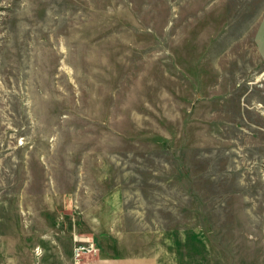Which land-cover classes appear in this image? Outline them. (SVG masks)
<instances>
[{
    "label": "rangeland",
    "instance_id": "obj_1",
    "mask_svg": "<svg viewBox=\"0 0 264 264\" xmlns=\"http://www.w3.org/2000/svg\"><path fill=\"white\" fill-rule=\"evenodd\" d=\"M108 253L264 264V0H0V264Z\"/></svg>",
    "mask_w": 264,
    "mask_h": 264
},
{
    "label": "crops",
    "instance_id": "obj_2",
    "mask_svg": "<svg viewBox=\"0 0 264 264\" xmlns=\"http://www.w3.org/2000/svg\"><path fill=\"white\" fill-rule=\"evenodd\" d=\"M78 264H156L152 258L139 255L99 254L90 259L83 258Z\"/></svg>",
    "mask_w": 264,
    "mask_h": 264
},
{
    "label": "built area",
    "instance_id": "obj_3",
    "mask_svg": "<svg viewBox=\"0 0 264 264\" xmlns=\"http://www.w3.org/2000/svg\"><path fill=\"white\" fill-rule=\"evenodd\" d=\"M75 255H78L80 252H85V251H91L90 245L84 247L81 243L77 244L74 247Z\"/></svg>",
    "mask_w": 264,
    "mask_h": 264
}]
</instances>
